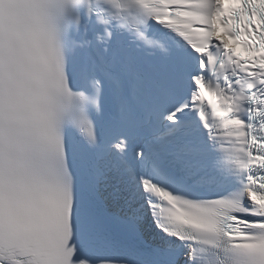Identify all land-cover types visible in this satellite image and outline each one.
Masks as SVG:
<instances>
[{
  "label": "snow or ice",
  "instance_id": "obj_1",
  "mask_svg": "<svg viewBox=\"0 0 264 264\" xmlns=\"http://www.w3.org/2000/svg\"><path fill=\"white\" fill-rule=\"evenodd\" d=\"M0 264H264V0H0Z\"/></svg>",
  "mask_w": 264,
  "mask_h": 264
}]
</instances>
